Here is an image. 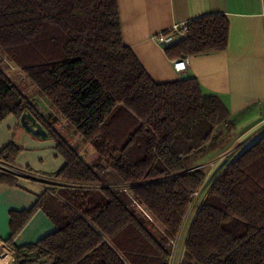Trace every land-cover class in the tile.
<instances>
[{
    "label": "trees",
    "instance_id": "obj_1",
    "mask_svg": "<svg viewBox=\"0 0 264 264\" xmlns=\"http://www.w3.org/2000/svg\"><path fill=\"white\" fill-rule=\"evenodd\" d=\"M185 25L186 35L163 48L169 60L226 49L224 15ZM12 68L96 159L86 161L52 121L39 122L6 75ZM10 115L44 130L64 160L54 176L59 183L28 210L10 212L4 244L12 264H170L206 165L229 139L187 168V158L221 143L229 112L217 96H204L195 78L154 83L124 43L117 0H0V122ZM19 151L9 144L0 159L11 164ZM220 167L195 210L179 264H264V134ZM17 182L0 175V184ZM37 211L56 230L12 245Z\"/></svg>",
    "mask_w": 264,
    "mask_h": 264
},
{
    "label": "crops",
    "instance_id": "obj_2",
    "mask_svg": "<svg viewBox=\"0 0 264 264\" xmlns=\"http://www.w3.org/2000/svg\"><path fill=\"white\" fill-rule=\"evenodd\" d=\"M117 2L124 43L154 83L195 78L204 96H217L227 108L230 115L227 125L232 123L236 129L228 136L225 152L212 160L218 165L226 163L264 134L261 0ZM209 14H222L228 22L226 49L188 57L186 72L177 74L172 60L156 43V36L174 25ZM9 144H15L20 151L11 164L0 159V175H13L18 182L16 186L0 184V264H12L13 260L12 250L4 244L11 235L10 212L28 210L48 186L59 183L54 176L64 165L52 139L33 135L11 115L0 122V151ZM55 230L52 221L42 211H37L10 242L14 246L32 244ZM182 250L183 247L177 264Z\"/></svg>",
    "mask_w": 264,
    "mask_h": 264
},
{
    "label": "rangeland",
    "instance_id": "obj_3",
    "mask_svg": "<svg viewBox=\"0 0 264 264\" xmlns=\"http://www.w3.org/2000/svg\"><path fill=\"white\" fill-rule=\"evenodd\" d=\"M5 73L11 79V81L15 85L18 86V89L23 93V95L30 101V103L36 109L37 115H39V117H40V118H38L39 122L45 121V120H47L48 122L52 121L54 123L53 127L62 136H66L65 138L68 139L70 144L73 146V148L78 153L84 154V158L86 161L89 162V160L97 158V155L94 152L91 145L89 143L84 142L79 135L75 134L73 132V130L66 125L64 120L51 109L48 101L44 97L39 95L38 92L30 85V83L27 81V79L24 77L23 73L20 70L12 68L11 70H7ZM220 129H222V131H223L222 133L224 135V136L222 135L223 140L221 141V143H219V141L217 140L216 144L215 143L212 145L210 144V145L206 146L198 154H194L191 157L187 158L185 161L187 168H189V169L193 168L194 161H196L198 163H205L207 155L212 154L211 151L215 150V147L217 145H219V144H220V146L223 145L226 142L228 136L233 132V130L236 129V127L234 124L230 123L229 125L221 126ZM238 129L239 128H237V132L240 131ZM221 169H222V167H220V165H218L217 162L213 161V160L210 161V163H208L206 165V170H207L206 181L203 185V189L199 193L195 194V196L192 200L189 213H188L186 219H184L181 234H180L179 238L176 239V240H178V239L179 240H178V242L176 241L175 245L173 246L170 264H177L178 256H179L180 251L183 247L182 243H183V240L186 236V232L190 226L191 220L193 219L195 210L202 203V200H203L209 186L215 180L216 176L221 171ZM12 257H13V255H12Z\"/></svg>",
    "mask_w": 264,
    "mask_h": 264
},
{
    "label": "built area",
    "instance_id": "obj_4",
    "mask_svg": "<svg viewBox=\"0 0 264 264\" xmlns=\"http://www.w3.org/2000/svg\"><path fill=\"white\" fill-rule=\"evenodd\" d=\"M261 18L264 20V0H261ZM186 35V25H174L167 31L161 32L156 36V43L164 48L178 37ZM173 69L177 74L182 75L187 69V58L172 61ZM175 245V243H174Z\"/></svg>",
    "mask_w": 264,
    "mask_h": 264
},
{
    "label": "water",
    "instance_id": "obj_5",
    "mask_svg": "<svg viewBox=\"0 0 264 264\" xmlns=\"http://www.w3.org/2000/svg\"><path fill=\"white\" fill-rule=\"evenodd\" d=\"M20 122L22 127L27 131H30L33 135L45 137L44 130L38 128L37 126H33V123H30V121L27 120L26 116H23Z\"/></svg>",
    "mask_w": 264,
    "mask_h": 264
}]
</instances>
